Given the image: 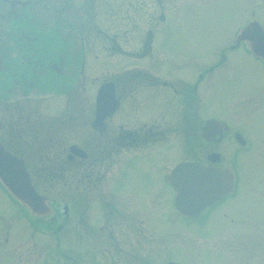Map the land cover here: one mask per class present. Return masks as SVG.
I'll return each instance as SVG.
<instances>
[{"label": "flooded vegetation", "instance_id": "1", "mask_svg": "<svg viewBox=\"0 0 264 264\" xmlns=\"http://www.w3.org/2000/svg\"><path fill=\"white\" fill-rule=\"evenodd\" d=\"M99 1L0 0V89L3 90L0 93V116L16 112L11 121L0 119V130L5 128L4 123L21 119V97L28 98L33 89L54 92L59 86L61 90L56 92V89L54 93L65 98L66 102L72 101L70 93L76 84L82 90L87 89L90 85L87 79L90 55L95 51L98 53L102 47L101 35L107 42L103 48L112 56V64L120 65L117 68L123 70L118 75L113 73L111 79H91V84L97 81V85L92 89L93 108L89 114L77 112L71 115L74 111L65 110L60 113V119L46 122L45 133L37 132L30 146L13 143L10 137L8 142L2 139L0 142L12 154L22 158L27 168L31 163L29 156L33 157L34 165H44V179H53L56 175H53V165L58 162V169L62 172L68 166L76 165L79 190L85 198V194L99 188L107 173L112 174V189L104 194L102 201L107 214L106 223L94 231L95 238L98 237L95 254L99 260L105 257L108 264H178L167 258L166 247L148 215L149 230L157 235V243L155 238L147 235L148 231L145 236L139 231L137 236L140 234L141 237L134 244H128L127 240L120 242L114 228L108 225L118 217L126 221L127 215L120 209V204L125 203L121 198L124 194L132 198L128 175L135 173L153 181L147 197L149 205L154 196L167 199V207L160 206L164 210L150 206L162 219L169 214L172 205L174 221L187 222L190 226L208 224L214 213L219 216V223L224 222L225 217L234 222L228 215L230 207L226 203L239 196L244 177L252 169L258 176L246 192L264 197V189L260 188L264 182V139L260 136V132L264 133V56L260 48H253L259 40L242 36L245 28L255 23L264 33V19L260 12L264 0H236L237 7L247 3L244 7L248 6L251 14H245L224 32L222 41H218L208 55L189 56L184 60H180L181 55L170 56L160 44L164 41L163 34L169 31L171 14L176 13L182 4L212 7L218 4L217 0H171V7H166L165 0H155V15L147 13V1L125 0L123 4L120 0L110 11V31L101 27ZM40 34L55 35L60 44H38ZM74 37H79L80 45L72 44ZM129 59L142 61L130 62ZM106 83L112 84L115 106L104 120L98 121L97 96ZM120 113L124 120H116ZM27 114L31 118L32 112ZM12 127L15 126H8L9 131ZM72 131L78 133L79 140L70 139L73 134L69 132ZM172 139H178L184 154L167 165L165 152L173 154ZM73 146L77 152L71 150ZM61 150L65 152L64 161L62 156L60 161L59 157H54L61 155ZM121 155L124 158L117 162ZM248 155L253 161L248 162ZM241 159L245 161L243 168ZM181 163H190L194 174L197 170L205 172L208 181H211L208 174H215L216 182L208 194L212 196L215 192L214 196L219 197L201 209L181 210L175 201L177 191L170 181ZM33 171L36 170L33 168ZM29 173L35 186L32 169ZM119 191L124 193L118 196ZM0 192L9 194L1 182ZM44 196L50 203L49 196ZM10 200L20 214L38 225V216L28 215L16 199L12 197ZM132 200L138 210L144 211L139 201ZM59 208L58 204L53 208L50 206V223L45 226L48 234L54 232L51 224L56 221L55 212ZM59 211L62 219L56 228L60 226L62 229L71 218L69 204L65 203ZM83 223L86 227L82 226V229L92 232L93 227L85 221ZM243 223L257 225L255 220L242 219L239 224ZM161 225L164 226L163 220ZM105 227L108 229L100 237ZM81 242L85 244L83 238ZM152 244L157 250H153L155 252L150 256L147 251ZM231 254L234 253L229 254L230 258L238 261L230 263L250 264V258ZM84 256L79 257L78 264H85ZM154 258L157 263L152 262ZM255 258L252 259L259 261Z\"/></svg>", "mask_w": 264, "mask_h": 264}, {"label": "rangeland", "instance_id": "2", "mask_svg": "<svg viewBox=\"0 0 264 264\" xmlns=\"http://www.w3.org/2000/svg\"><path fill=\"white\" fill-rule=\"evenodd\" d=\"M118 1L120 0L99 1V17L102 29L110 31V11L117 7ZM144 1H147L149 5L147 13L155 15L157 13L155 0ZM123 2L125 0L121 1V3ZM217 2L218 4L212 7L182 4L177 12L170 16V28L166 34H163L164 41L160 43L161 47L166 49L172 57L181 55L180 60H184L189 56L208 55L217 42L222 41L224 32L236 25L245 14H251V9L248 6H246V9L244 7L247 3L237 7L236 0H217ZM244 2H247V0ZM170 3L171 0H165L166 7H171ZM260 12L261 18L264 19V6H261ZM101 36L102 43H100V46L102 45V47L97 51L98 53L95 51L94 55H90V65L87 71L89 87L88 82H86V88H88L84 90L76 84L70 93L71 102H66L65 98L54 93L56 89V92L61 90L59 86L54 92L33 89L28 98L21 97V119L17 118L14 123H4L5 128L0 130V139L8 142L10 137L13 143L22 142V146H30L37 132L45 133L46 122L52 119H60V115L65 110L74 111L71 115H76L77 112L86 114L91 112L93 108L92 89H96L95 85H97V81L91 84V79L97 77L102 81L111 79L113 73L117 75L123 73V70L117 68L120 65L112 64V56L103 48V44H107V42L104 41L103 35ZM71 38L73 39L72 36ZM38 44L59 45L60 40L55 35L40 34ZM72 44L74 46L80 45L79 37H74ZM129 60L130 62H133V60L142 61L141 59ZM121 61L127 62L128 60L122 59ZM114 67L116 70H114ZM0 93H3V90L0 89ZM49 93H53V95H48ZM28 112H32L31 118L27 117ZM121 114L116 117V120H124ZM2 117L5 121H11L16 117V112L5 113L4 116H0V119ZM10 125L15 126L12 127L11 131L8 128ZM69 134H73L70 139H75L74 142L79 140L78 133L75 131L69 132ZM260 136L261 139H264V133L260 132ZM180 142L182 141L180 140ZM170 143L174 149L172 155H167V151L165 152V164L167 165L179 160L184 154L180 149L181 145L178 139H172ZM258 145L260 146V141H258ZM62 152L63 150H61ZM61 156L64 161L65 152L61 155H54L55 158L59 157L58 161H60ZM32 158L31 156L28 157L31 161L30 164H32H29L28 168L30 172L32 169L36 188L40 194L49 196V205L52 208L56 204L60 207L55 212L57 214L56 221L51 224L54 232L52 234L45 232L46 223H50L48 220L50 215L36 216L38 218V225H36L16 210L9 194L0 192V262L2 264H78L79 257L85 254V264H96L97 261H100V264H108L105 257L99 260L98 255L95 254L98 237L95 238L94 231H98L102 227L101 225L106 223L107 214L102 207V201L104 194L112 189V174L107 173L104 181L98 185L97 190L85 194L86 198L88 197L86 199L79 190L75 172L77 170L76 165L68 166L67 170L62 172L58 169V162L53 165L55 169L53 175L56 174L53 179H44L45 166L38 165V163L34 165ZM123 158L124 156H119L117 162H120ZM250 161H253V158L248 155V162ZM244 164V159H241L242 168ZM33 168L36 171H33ZM58 174L61 176L58 177ZM257 176L258 174L254 169L248 172L247 176L244 177V184L241 187L239 196L234 200H230V203H226L230 207L228 215L234 219V222H230L225 217L223 218L224 222L219 223V216L214 213L208 224L190 226L187 222L174 221L172 205L168 210L170 211L169 214L162 219L153 208L164 210L161 208L167 207V199L154 196L151 198V204L149 205L147 197L150 195L153 181L139 173H135L133 176L128 175L131 179L129 194L134 200L140 202L146 214L141 209L138 210L131 197L124 194L121 200L125 203L120 204V209L121 212L126 213V221L118 217V220L111 222L109 225L107 223V225L114 228L120 242L127 240L128 244H134L141 237L140 234L137 236L139 231H143L144 236L145 231H148L147 235L150 238H155L157 243V235L149 230L148 215L149 222L156 228L162 243L166 247L167 258L178 262V264H233L230 261L238 260L230 258V253L238 256L243 255V258L246 259L250 258V264H259V261L260 264H264V197H257L246 192L248 186L255 182ZM260 188L264 189V182H262ZM123 193L120 192L118 196ZM65 203L70 206L71 218L64 228L56 230L57 222L62 219V213L59 210L62 209ZM100 204L101 206H99ZM30 213L29 215H31ZM242 219L245 221L255 220L257 225L239 224ZM162 220L164 226L161 225ZM83 221L93 227L92 232H89L87 228L86 230L82 229V226L86 227ZM126 226L131 229L129 227L125 228ZM107 229L108 227L102 229L100 237H103ZM83 232H85L84 236ZM82 238L85 242L83 245ZM153 250H157V247L152 244V248L147 251L150 256L155 252ZM64 255L68 258H65ZM254 257H256L255 260L259 261H254L252 259ZM94 260L95 262H93ZM152 262L157 263L155 258Z\"/></svg>", "mask_w": 264, "mask_h": 264}, {"label": "water", "instance_id": "3", "mask_svg": "<svg viewBox=\"0 0 264 264\" xmlns=\"http://www.w3.org/2000/svg\"><path fill=\"white\" fill-rule=\"evenodd\" d=\"M242 36L251 40H259V43L253 44V48L263 49L264 33L258 24L246 27ZM261 50V55L264 56V49ZM96 104L97 120L102 121L115 106L112 84L106 83L101 86ZM71 150L77 152L76 146H73ZM0 179L12 194L26 204L33 213L45 215L49 212L47 198L40 195L34 188L24 160L12 154L1 142ZM208 179L211 181L206 180L205 172H200V170H197L195 174L192 173L190 163L178 165L170 177V181L177 190L175 198L177 206L181 210L192 211L201 209L216 200L219 195L214 196L215 192L212 196L208 194V191H211V185L216 182V175L208 174Z\"/></svg>", "mask_w": 264, "mask_h": 264}]
</instances>
